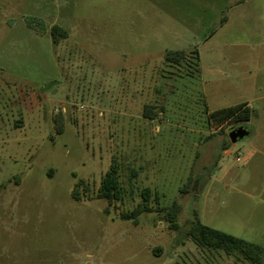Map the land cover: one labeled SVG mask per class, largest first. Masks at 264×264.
Returning a JSON list of instances; mask_svg holds the SVG:
<instances>
[{
	"label": "rangeland",
	"instance_id": "374dc122",
	"mask_svg": "<svg viewBox=\"0 0 264 264\" xmlns=\"http://www.w3.org/2000/svg\"><path fill=\"white\" fill-rule=\"evenodd\" d=\"M176 49L197 64H166ZM242 102L246 122L209 116ZM145 188L179 206L177 230L119 218ZM195 215L264 249V0H0V264H249L189 240Z\"/></svg>",
	"mask_w": 264,
	"mask_h": 264
},
{
	"label": "trees",
	"instance_id": "16d2710c",
	"mask_svg": "<svg viewBox=\"0 0 264 264\" xmlns=\"http://www.w3.org/2000/svg\"><path fill=\"white\" fill-rule=\"evenodd\" d=\"M49 34L53 44H57L59 40L67 37L66 31L56 25L50 28ZM163 60L166 64L172 66L187 65L188 61H192V63L195 61V64H197L198 55L195 51L187 53L181 49L167 50L164 52ZM241 109L244 111V119L242 121L246 122L250 118L251 111L243 105L219 109L211 112L209 116L221 124L223 121L233 117ZM143 116L152 119L153 107L144 105ZM53 121L55 134H61L63 130L61 115H55ZM87 192V185L80 180L76 182L70 196L74 201L81 202L83 197L89 200ZM140 198L141 201L134 208L129 211H121L118 214L121 220L131 221L133 224H136L141 214L151 213L156 210L163 213V218L170 230H177L179 206L176 203H173L168 208H160L158 194L156 192L152 193L148 188L140 191ZM95 199L105 200L108 205H111L115 201H123V189L119 181V169L115 163L110 166L109 170L101 178ZM152 203L154 206H152ZM105 213L108 214V209H105ZM186 237L201 249L222 251L226 255L237 253L249 264H264V249L262 247L208 228L200 223L196 215L194 222L186 232Z\"/></svg>",
	"mask_w": 264,
	"mask_h": 264
},
{
	"label": "water",
	"instance_id": "95a60500",
	"mask_svg": "<svg viewBox=\"0 0 264 264\" xmlns=\"http://www.w3.org/2000/svg\"><path fill=\"white\" fill-rule=\"evenodd\" d=\"M247 137H249V130L246 127L235 128L229 133V139L232 143H236Z\"/></svg>",
	"mask_w": 264,
	"mask_h": 264
},
{
	"label": "crops",
	"instance_id": "0c3cea01",
	"mask_svg": "<svg viewBox=\"0 0 264 264\" xmlns=\"http://www.w3.org/2000/svg\"><path fill=\"white\" fill-rule=\"evenodd\" d=\"M237 105H243L244 107H247L250 111H251V113L254 111L250 106H249V104H248V102H242V103H240V104H237ZM236 106V105H235ZM221 109H223V108H221ZM219 110V109H218ZM250 117H252L251 115H250ZM229 154V150H225V155H228Z\"/></svg>",
	"mask_w": 264,
	"mask_h": 264
},
{
	"label": "flooded vegetation",
	"instance_id": "af4514ba",
	"mask_svg": "<svg viewBox=\"0 0 264 264\" xmlns=\"http://www.w3.org/2000/svg\"><path fill=\"white\" fill-rule=\"evenodd\" d=\"M241 127V126H240ZM239 128V127H238Z\"/></svg>",
	"mask_w": 264,
	"mask_h": 264
}]
</instances>
